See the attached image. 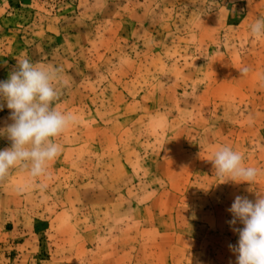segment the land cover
I'll return each mask as SVG.
<instances>
[{
    "label": "rangeland",
    "instance_id": "1",
    "mask_svg": "<svg viewBox=\"0 0 264 264\" xmlns=\"http://www.w3.org/2000/svg\"><path fill=\"white\" fill-rule=\"evenodd\" d=\"M257 18L264 0H0V81L54 67L74 117L44 175L0 182V264H236L228 209L264 193ZM221 146L254 182L222 183Z\"/></svg>",
    "mask_w": 264,
    "mask_h": 264
},
{
    "label": "clouds",
    "instance_id": "2",
    "mask_svg": "<svg viewBox=\"0 0 264 264\" xmlns=\"http://www.w3.org/2000/svg\"><path fill=\"white\" fill-rule=\"evenodd\" d=\"M254 38L264 37V18H257L250 25ZM247 68L241 70L244 75ZM59 70L31 62L28 58L17 60L5 81H0V111L10 110L12 121L0 128V137L10 141V147L0 150V182L18 166L28 170L33 178L44 175L48 162L54 160L61 147L56 143L74 117L55 109L59 96L57 85ZM215 174L224 182L252 183L259 174L255 167L247 166L243 155L230 146H221L211 160ZM228 211V221L238 234L236 245L229 248L236 254V264H264V193L250 200L237 195ZM239 223L243 227H235Z\"/></svg>",
    "mask_w": 264,
    "mask_h": 264
}]
</instances>
